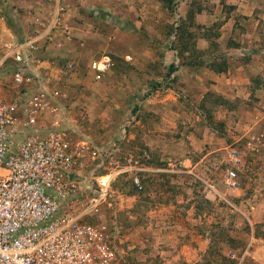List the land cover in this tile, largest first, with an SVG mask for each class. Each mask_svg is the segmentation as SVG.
<instances>
[{
  "label": "rangeland",
  "instance_id": "374dc122",
  "mask_svg": "<svg viewBox=\"0 0 264 264\" xmlns=\"http://www.w3.org/2000/svg\"><path fill=\"white\" fill-rule=\"evenodd\" d=\"M180 40L176 32L164 40L166 48L176 50ZM198 40L185 39L191 53L186 61L198 59ZM211 42L207 56H219L215 29ZM111 56V70L101 81L81 64L79 75L57 72L50 85L59 82L67 95L65 125L72 136L111 153L102 172L116 173L112 207L95 220L107 225L116 264H264V116L254 109L258 101L264 105L263 98L251 96V87L248 98L209 93L201 101L181 91L184 111L174 116L162 102L167 94L151 102L163 82L154 80L123 98L120 82L135 70L131 60ZM152 56L140 55L149 61ZM6 83L10 98V78ZM231 171L238 176L236 188L226 183Z\"/></svg>",
  "mask_w": 264,
  "mask_h": 264
},
{
  "label": "built area",
  "instance_id": "2783aa9c",
  "mask_svg": "<svg viewBox=\"0 0 264 264\" xmlns=\"http://www.w3.org/2000/svg\"><path fill=\"white\" fill-rule=\"evenodd\" d=\"M66 11L65 0H41L33 20L37 30L24 38L13 21L0 25V264L118 260L107 225L95 220L112 207L116 173L102 172L111 153L72 136L65 125L67 96L47 86L43 61L35 56L54 43ZM111 66L109 56L91 62L95 80ZM6 78L10 98L4 95ZM226 183L238 186L236 172L227 174Z\"/></svg>",
  "mask_w": 264,
  "mask_h": 264
},
{
  "label": "crops",
  "instance_id": "0c3cea01",
  "mask_svg": "<svg viewBox=\"0 0 264 264\" xmlns=\"http://www.w3.org/2000/svg\"><path fill=\"white\" fill-rule=\"evenodd\" d=\"M40 1L0 0V25L8 27L9 22L14 20L18 36L24 38L23 35H32L37 30L33 20ZM65 2L67 11L63 17V27L55 33L54 43L43 51L35 52V56L43 61L40 72L51 90L67 96L59 82L50 85L57 72L66 71L76 76L82 69L81 64H86L95 80L90 69L91 62L119 54L131 60L130 66L135 70L120 82L122 97L127 99L140 94V88L153 84L154 80L163 82L162 92L161 89L153 92L151 102H158L159 96L167 94L162 102L168 105V110L174 116H181L184 111L179 105L181 91L185 94L192 91L201 101L209 93L228 96L243 94L248 98L246 95L249 96L251 87V96L259 94L263 98L260 102L264 103V0ZM18 13L22 16L18 17ZM192 24L194 30L191 29ZM214 29L222 51H219V56L211 57L207 54L213 45L211 38ZM176 32L181 38L180 45L176 50H170L166 48L164 40L172 39ZM195 37L199 39L195 52L198 59L186 61L185 54L190 56L191 53L188 50L189 42L185 39ZM149 40L153 41L154 47L149 48ZM146 52H152L151 61L141 59L140 55ZM98 54L101 56L94 59ZM162 54H166L170 66L162 63ZM172 54L177 56L176 61L171 59ZM201 58L206 62L203 63ZM173 62L175 67H172ZM165 71L168 72L167 76ZM258 103L254 109L258 112L263 110L264 116V105Z\"/></svg>",
  "mask_w": 264,
  "mask_h": 264
},
{
  "label": "trees",
  "instance_id": "16d2710c",
  "mask_svg": "<svg viewBox=\"0 0 264 264\" xmlns=\"http://www.w3.org/2000/svg\"><path fill=\"white\" fill-rule=\"evenodd\" d=\"M177 36H178V34H177Z\"/></svg>",
  "mask_w": 264,
  "mask_h": 264
}]
</instances>
